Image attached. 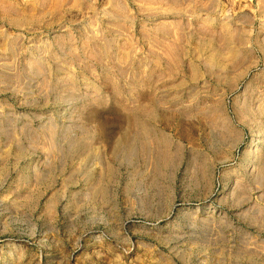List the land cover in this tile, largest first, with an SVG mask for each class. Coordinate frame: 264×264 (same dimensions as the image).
<instances>
[{"label": "rangeland", "instance_id": "rangeland-1", "mask_svg": "<svg viewBox=\"0 0 264 264\" xmlns=\"http://www.w3.org/2000/svg\"><path fill=\"white\" fill-rule=\"evenodd\" d=\"M0 264H264V0H0Z\"/></svg>", "mask_w": 264, "mask_h": 264}, {"label": "bare ground", "instance_id": "bare-ground-1", "mask_svg": "<svg viewBox=\"0 0 264 264\" xmlns=\"http://www.w3.org/2000/svg\"><path fill=\"white\" fill-rule=\"evenodd\" d=\"M128 136H129V134L126 133V135H124L125 139H128Z\"/></svg>", "mask_w": 264, "mask_h": 264}]
</instances>
